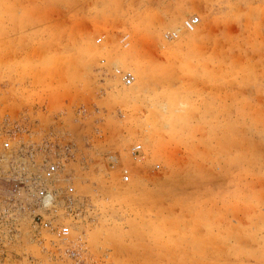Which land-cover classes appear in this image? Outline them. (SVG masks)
Instances as JSON below:
<instances>
[{
  "label": "rangeland",
  "instance_id": "rangeland-1",
  "mask_svg": "<svg viewBox=\"0 0 264 264\" xmlns=\"http://www.w3.org/2000/svg\"><path fill=\"white\" fill-rule=\"evenodd\" d=\"M0 264H264V0H0Z\"/></svg>",
  "mask_w": 264,
  "mask_h": 264
},
{
  "label": "built area",
  "instance_id": "built-area-1",
  "mask_svg": "<svg viewBox=\"0 0 264 264\" xmlns=\"http://www.w3.org/2000/svg\"><path fill=\"white\" fill-rule=\"evenodd\" d=\"M99 41H100V39H98V42H99ZM130 81H131V80H130L129 78L126 79V83H130Z\"/></svg>",
  "mask_w": 264,
  "mask_h": 264
}]
</instances>
